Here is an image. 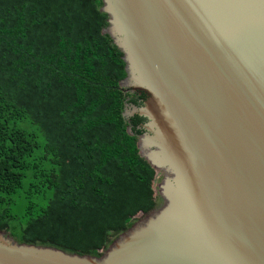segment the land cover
<instances>
[{
  "label": "water",
  "instance_id": "obj_1",
  "mask_svg": "<svg viewBox=\"0 0 264 264\" xmlns=\"http://www.w3.org/2000/svg\"><path fill=\"white\" fill-rule=\"evenodd\" d=\"M117 89L144 96L136 148L154 208L99 255L19 242L0 264H264V0H101Z\"/></svg>",
  "mask_w": 264,
  "mask_h": 264
},
{
  "label": "trees",
  "instance_id": "obj_2",
  "mask_svg": "<svg viewBox=\"0 0 264 264\" xmlns=\"http://www.w3.org/2000/svg\"><path fill=\"white\" fill-rule=\"evenodd\" d=\"M101 0H0V230L99 255L156 205ZM143 95L139 96L143 99ZM137 99V100H136Z\"/></svg>",
  "mask_w": 264,
  "mask_h": 264
},
{
  "label": "rangeland",
  "instance_id": "obj_3",
  "mask_svg": "<svg viewBox=\"0 0 264 264\" xmlns=\"http://www.w3.org/2000/svg\"><path fill=\"white\" fill-rule=\"evenodd\" d=\"M156 180H155V183H157L158 182V179H159V177L158 178H155ZM155 183H154V185H155ZM156 199V204H158V202H159V200L157 199V198H155ZM138 215V214H137ZM135 218H136V216H134V217H132V219H131V222H133L134 220H135ZM130 222V223H131ZM115 234L114 233H111V234H109L108 235V241L110 242V240L112 239V237L114 236ZM108 242V243H109ZM107 243V244H108ZM99 251V250H98Z\"/></svg>",
  "mask_w": 264,
  "mask_h": 264
},
{
  "label": "flooded vegetation",
  "instance_id": "obj_4",
  "mask_svg": "<svg viewBox=\"0 0 264 264\" xmlns=\"http://www.w3.org/2000/svg\"><path fill=\"white\" fill-rule=\"evenodd\" d=\"M136 96H137V98H138V102H137V103H138V104H140V102H141V99L139 98V96H138V95H136ZM136 100H137V99H136ZM134 116H136V115H134ZM134 116H133V117H134ZM130 118H132V117H130Z\"/></svg>",
  "mask_w": 264,
  "mask_h": 264
}]
</instances>
